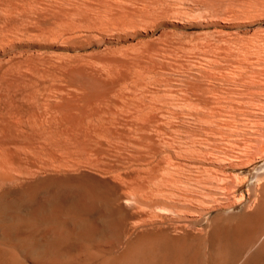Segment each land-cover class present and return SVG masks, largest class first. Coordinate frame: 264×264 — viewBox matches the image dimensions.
I'll use <instances>...</instances> for the list:
<instances>
[{
	"label": "rangeland",
	"instance_id": "374dc122",
	"mask_svg": "<svg viewBox=\"0 0 264 264\" xmlns=\"http://www.w3.org/2000/svg\"><path fill=\"white\" fill-rule=\"evenodd\" d=\"M3 1H4L5 7L3 6L2 3H0V9H1L0 10V20H1L0 21V32H1V34H0V136L1 137L0 138L2 140V141H0V149H1V152L3 151V153H5L6 155L8 154L7 157L9 158V160H8L9 166H7V167L9 169L11 168V171L13 173H15V172L16 173H18V172L30 173L32 171H35L36 170L35 168H37L40 165H45V164L47 165L48 161H49L48 163L50 164V161L53 159V161H51L52 163H55V162L62 163L63 162L64 165H67L70 167H73V165L75 163H79V164H82V165L89 167L90 170H93L94 172L95 171L101 172V173L107 172L111 175L118 176V177H116L117 182L118 181L121 182V183L118 182L120 184V186L123 185V186H121L120 191L122 192V188H123L124 193H127L129 196H132L133 199L137 198V202H135V201H133V199H131L130 204H132V201H133V204L136 203V205H133V204L131 206L129 205L130 206L129 207V213L128 214L126 213V215L122 216V218H124L122 221V225L124 222V226L126 224L127 228H131L132 226H135L137 232H139V229L141 231L142 227L145 228L142 224L148 223L149 221H151V222H156V223H158L159 226H163V227H171L172 229L178 228V229H180V231H186L184 229L193 231L196 234L195 240H199L200 237H202V235L207 232V230L211 229V224H212L213 218L217 217V221L221 224H226V225L230 224L231 225V223H232V225H235L234 221L236 219V216L240 215L241 213H243L244 211H246L247 209H249L251 207L252 202H251V198L249 196H250L251 188L253 187L254 183H256L255 174L259 170H261L264 166V159H261V160H258L256 162L250 164L248 167H244V168L233 167L227 163L228 161H227L226 155H225L226 149L228 151L231 148L233 149L232 146L236 145L237 143L238 144L241 143V141L245 137L250 135V133H251L250 130H253V128L256 126V123L258 124V123L264 121V116H263L264 115V108H263L264 106L262 105V104H264L263 103L264 102V95H263L264 94L263 93L264 92V83H263L264 82V77H263L264 76V63H263L264 57H262V56H264V54H263L264 53V31H263L264 30V3H263L264 0H263V2L261 0L260 1H258V0H254V1L244 0L246 2H244L243 0H241V1L240 0H221V1L220 0H209V1L208 0H206V1L205 0H175V1L174 0H162V1L161 0H106V1L100 0V2H98L99 0H94V1L93 0H90V1L89 0H84V1H82V0H79V1L78 0L77 1L76 0H73V1L72 0H69V1L68 0H52V1L51 0H45V2H44L45 4L43 2H41L42 0H35V1L34 0H0V2H3ZM104 1L106 3H104ZM203 1H204V3H203ZM214 2H216V3H214ZM248 2H250V4ZM255 2H256V5H254ZM260 2H261V5H260ZM110 3H112L113 5ZM238 3L240 4V6L238 5ZM243 3H245V4H243ZM51 4H53L55 7L53 5L50 6ZM158 4H159V6H158ZM34 5H36V6H34ZM114 5H115V8L113 9ZM155 5H157V6H155ZM14 6H15V8H13ZM81 6H83L82 10H80L82 8ZM8 7H9V10H8ZM46 7H47V11L46 12L42 11V10H46L45 9ZM51 7H52V9H51ZM62 7H64V8L66 7V8L64 9ZM72 7H74V8H72ZM84 7L88 8V11ZM96 7H98V8H96ZM154 7L155 8L157 7V8L155 9ZM164 7H166V8L164 9ZM172 7L177 8V9H173V10L169 11L168 9L169 8L172 9ZM48 8H49V10H48ZM90 8H91V10H90ZM227 8H229V9H227ZM237 8H238V10H237ZM93 9H94V12H93ZM145 9H146V11H145ZM179 9H180V11H178ZM28 10H29V12H28ZM55 10H56V12H55ZM60 10L62 11V13ZM152 10H155L156 12L155 11L151 12ZM10 11H11V13H10ZM89 11H90V13H89ZM105 11L108 13L106 14ZM114 11H116V12H114ZM148 11L152 14H149ZM172 11H173V13H172ZM177 11H178V14H177ZM232 11H234V12L232 13ZM40 12L41 13L44 12V13H42L43 15ZM66 12H67V14H66ZM74 12L76 14H74ZM174 12L176 13L175 15H174ZM217 12H219V13H217ZM259 12H261V14ZM14 13H16V14H14ZM71 13H73V14H71ZM111 13H113V15ZM154 13H155V15H158L156 17V19L153 20L155 22H153L151 20L150 21L151 24L149 23V21H146L147 22L146 23L144 21V18L146 16L154 15ZM253 13L255 14V16L257 14H260V15H257L255 17L253 15ZM53 14L55 15V18H54ZM140 14H142V15H140ZM226 14H227V16H226ZM16 15H18V16L16 17ZM37 15H40V16H37ZM77 15H78V18H77ZM143 15H145V16H143ZM163 15H166L168 17L163 16ZM231 15H233V16H231ZM30 16H31V18H29ZM50 16L52 18H50ZM136 16H137V18H136ZM235 16H237V17H235ZM244 16H245V18H244ZM67 17H68V19H67ZM120 17L122 20L120 19ZM140 17L142 20L139 19ZM230 17H232V18H230ZM70 18H72V19H70ZM79 18H80V20H79ZM103 18L104 19L106 18L109 20L105 19L103 21ZM130 18L134 19V21L132 20L133 22L129 21V23H128V20H130ZM63 19H64V21H63ZM125 19H126V21H125ZM99 20L102 22H100ZM69 21H71L72 23L71 22L69 23ZM107 21L110 23H108ZM135 21H137V24H135V25H137V27L135 25L134 26L132 25ZM63 22H66V23H63ZM111 22H113V23H111ZM144 22H145V24H144ZM27 23H28V25H27ZM53 23H55V24H53ZM82 23H84V24H82ZM2 24H4V25H2ZM56 24H58V25H56ZM67 24H68V26H67ZM78 24H80V26H78ZM38 25H40V26H38ZM62 25H63V27H62ZM147 25H149V26H147ZM74 26H76V27H74ZM107 26L109 28H106ZM44 27H45V29H44ZM96 27H97V29H96ZM133 27H135V28H133ZM65 28H66L67 32H66ZM86 28H87V30H86ZM88 28H91L92 30L88 29ZM94 28H95V30H94ZM98 28L99 29L102 28V30L101 29L98 30ZM104 28H106L107 30L106 29L104 30ZM128 28H130L131 30L129 29V31H128ZM3 29H5V30H3ZM47 30H49V31H47ZM70 30H71V32H70ZM122 30H124V31H122ZM5 33H7L8 35ZM38 34H40V35H38ZM50 34H51V36H48ZM78 34H79V37H78ZM59 35H61V36H59ZM47 36L49 37V39ZM66 36L71 37V39L66 37ZM3 38H4V40H3ZM261 39H263V40H261ZM201 41H203V42H201ZM4 42L7 44H5ZM255 42L257 45H255ZM150 43H151V45H150ZM206 43H208L209 45L208 44L206 45ZM133 44H134V46H133ZM147 45L149 46L148 47L149 49H147V47H144ZM140 46H142V47L140 48ZM180 46H181V48H180ZM249 46H251V48ZM243 47L245 49H243ZM122 48H124V49H122ZM132 48H133V50H132ZM137 48H138V50H137ZM192 48L195 51H193ZM208 48H209V50H208ZM196 49H199V50H196ZM206 49H207V52L205 51ZM252 49H254V50H252ZM256 49H257V51H256ZM139 50H141V51L139 52ZM165 50H166V52H165ZM239 50L240 51L242 50V51L240 52ZM130 51H131V53L132 52L133 53L131 54ZM136 51H138V52H136ZM162 51H164V52H162ZM116 52H117V56H114V54L116 55ZM187 52H190V53H187ZM195 52H196V54H195ZM121 53H124V54H121ZM140 53H141V55H140ZM199 53H201V54H199ZM207 53H209V54H207ZM253 53L255 55H257L258 57L255 56ZM111 54H112V56H111ZM159 54L161 56H159ZM171 54L172 55L174 54L173 57ZM216 54H218V55H216ZM238 54H241V55H238ZM243 54H245V55H243ZM250 54H252V55H250ZM121 55H123V56H121ZM166 55H168V56H166ZM176 55L178 56L177 58H176ZM249 55L252 56L253 58H251V57L249 58ZM130 56H132V57H130ZM153 56H155V57L153 58ZM136 57H138V58H136ZM165 57H167V58H165ZM236 57H237V59H236ZM240 57H243V59L241 58L242 61L239 59ZM207 58H209L210 60L211 59H213V60L210 61L209 59L207 60ZM214 58H215V60H214ZM65 59L66 60L70 59L71 62H70V60L66 61ZM123 59H125V60H123ZM162 59H164V60H162ZM199 59H200V62H199ZM92 60H94V61L92 62ZM130 60H131V62H130ZM239 60L241 61V63ZM171 61L172 62L175 61V62L172 64ZM62 62H63V64H62ZM65 62L67 63V65ZM107 62L112 64L114 70L111 69L112 66L110 64H108ZM153 62H154V64H153ZM218 62H220L221 64ZM252 62H254V63H252ZM98 63H100V66L96 65ZM101 63L104 65V67H103V65H101ZM115 63L120 64V65L118 66ZM177 63H178V65H177ZM212 63H214L215 65ZM54 64H56V65H54ZM90 64H92V65L90 66ZM155 64H156V66H155ZM188 65H189V67H188ZM242 65H244V67ZM65 66H67V68ZM235 66H237V67H235ZM102 67L104 69H102ZM223 67H225V69H223ZM73 68H74V70H73ZM123 68H125V69H123ZM151 68H153L154 70ZM186 68H189V69H186ZM198 69H199V71H198ZM256 69H257V71H256ZM84 70H85V72H84ZM89 70H90V72H89ZM106 70H107V72H106ZM217 70L219 72H221L222 70L223 71L220 74ZM212 71L216 72V73H213ZM254 71L257 73H254ZM260 71H261V73H259ZM100 72H102V73L100 74ZM119 72H121V73H119ZM250 72H251V74H250ZM106 73H107V75H106ZM116 73H118V74H116ZM82 74L84 75L83 79L81 78ZM113 74H115V75H113ZM183 74H185V75H183ZM219 74L222 77L219 76ZM249 74H250V76H249ZM70 75L73 77V78L72 77L71 78L74 79L75 81L69 77ZM111 75H113L114 78L113 77L110 78ZM208 75L209 76L211 75V76L209 77ZM228 75L231 78H229ZM231 75L234 77H232ZM261 75H262V77H261ZM59 76L61 78L63 77L66 81L63 78H62V80H59V79H61V78H59ZM64 76H66V77H64ZM107 76H109V77L107 78ZM237 76H240V77L237 78ZM242 76H244V77H242ZM91 77H93V78H91ZM189 77L191 78V80ZM212 77H215V78H212ZM220 77H221V80H219ZM89 78H90V80H89ZM196 78H197V80H196ZM255 78L259 79V80L261 79V80L260 81L257 80L255 83ZM227 79H228V81H227ZM244 80L247 82L250 81L249 82L250 84L245 82ZM197 81H198V83H197ZM90 82H92V85ZM206 82H207V84H206ZM80 83H81V85H80ZM97 83H99V84H97ZM257 83H258V85H257ZM63 84H65V85H63ZM189 84H191V85H189ZM214 84H215V86H214ZM259 84H262L263 86L262 85L259 86ZM33 86H35V87H33ZM76 86H77V88H76ZM92 86H93V88H92ZM95 86H98L97 89ZM146 86H149V87H146ZM144 87H146L148 89L145 88V90H144ZM196 87H198V89ZM70 88H72V89H70ZM223 88H226V90ZM80 91H81V93H82V91H83V93L86 92L85 95L81 94ZM145 93H146V95H145ZM58 94H59V96H58ZM79 94L81 97L79 96ZM184 94H185V96H184ZM220 94H222L224 98ZM258 94H260V95H258ZM76 95L79 97L77 98ZM181 95H182V97H180ZM50 96H51V99H50ZM72 96H73V98H72ZM74 96H75V98H74ZM211 97H213L214 99ZM259 97L261 100L259 99ZM67 98H69V99H67ZM217 98H219V99H217ZM78 99H79V101H78ZM55 100L58 102V104ZM188 100L189 101L191 100V101L189 102ZM221 100H222V102H221ZM48 101H49V103H47ZM73 101L75 102L76 106L73 104L74 103ZM83 101H85V102H83ZM251 101L254 102L253 103L254 105L252 104ZM91 102L93 104H91ZM145 102H146V104H145ZM150 102H151V104H150ZM173 102H174V104H173ZM177 102H178V104H176ZM194 102L197 104H195ZM219 102H221V103H219ZM44 103H46L47 105ZM50 103H52V104L49 105ZM60 103H61V105H62V103H64V106L63 105L61 106ZM76 103H78L79 105ZM142 103H144V104H142ZM180 103H182L183 105ZM193 103H194V105H193ZM232 103H234V104H232ZM89 105L90 106L93 105V107H90ZM137 105H138V107H137ZM190 105L193 107H191ZM195 105H197V106L199 105L200 107L202 106L201 107L202 110H200L201 109L200 107H197ZM246 105H247V107H246ZM49 106H50V108H49ZM203 106H204V108H203ZM210 106H214V107L211 108ZM256 106H258V107H256ZM190 107H191V109H190ZM88 108H91V109L88 110ZM194 108L196 110H197V108L198 109L200 108V109L198 111H194ZM206 108H207V110H206ZM215 108L217 110L216 112H218V113L215 112ZM246 108H247V110H245ZM57 109L58 110H62V109L72 110V111L74 110L73 112L76 113V117H77V119L75 121L76 123H74V125H75L74 127L75 128L80 127V128H77V131L74 133L76 135H74L72 131L68 132L67 129L64 131H61L59 134L50 133L49 131L47 132V130L45 131L44 128L42 126H40V122L42 121V119H43V121L46 120L47 115L51 116L54 113V111H56ZM47 110H48V112H47ZM93 110L96 113H94ZM120 110L121 111L123 110L122 111L123 113L120 112ZM135 110H137V112H135ZM231 110L233 111V113ZM129 111L130 112L133 111V112H131V114L129 115V113H130ZM192 111H194V113H191ZM209 111H210V113H208ZM213 111H214V113H213ZM104 112H106V113L104 114ZM149 112H150V114H149ZM196 112H198V113H196ZM203 112H204V114H203ZM227 112H228V114H227ZM86 113H87V115H86ZM120 113H122L124 115H121ZM146 113H148V116ZM99 114H100V116H99ZM106 114H107V116L108 115L109 116L106 117ZM140 114H143V115H140ZM191 114H192V117H191ZM198 115H201V116H198ZM98 116H99V118H98ZM136 116L139 118H137ZM28 117H29V119H28ZM143 117L144 118L146 117V118L144 119ZM47 118H49V117H47ZM39 119H40V121H39ZM229 119H230V122H229ZM18 120H19V122H18ZM30 120L32 121V123ZM111 120H112V123H111ZM118 120H119V122H118ZM36 121H38V122H36ZM104 121L107 122L108 124L105 123ZM207 121L208 122L210 121L209 124ZM10 122H13V123L11 124ZM34 122H35V124H34ZM88 122H90V123H88ZM121 122H123V123H121ZM215 122H216V124H215ZM231 122H233L234 124ZM247 122H248V124H247L248 126L246 125ZM24 123H26V124H24ZM38 123H39V125H38ZM101 123H103V124H101ZM210 123H212V124H210ZM217 123L220 124L221 126L218 125ZM241 123L243 124L242 126H241ZM18 124H20V125H18ZM76 124L78 126H76ZM85 124H87V126L89 125L91 128L89 130H86L87 126ZM249 124L251 126H249ZM30 125H32V126H30ZM115 125L120 127V129L118 127H116ZM201 125H202V127H201ZM244 125H246V126H244ZM102 126H104L106 128H104ZM142 126H144V127L142 128ZM197 126H199V127H197ZM219 126H220V128H219ZM210 127H212V128H210ZM214 127H216L217 131L215 130ZM112 128H113V130H112ZM124 128H126V129H124ZM131 128H134V130ZM150 128L153 131V133L151 132ZM221 128L223 131L221 130ZM229 128H230L231 132H229ZM24 129L27 131H25ZM144 129L145 130L148 129L146 131L148 134L146 132H144L145 131ZM211 129L214 131H212ZM219 129H220V131H218ZM234 129L236 132L234 131ZM98 131H101V132H98ZM200 131L203 133L201 134ZM245 131H247L248 133ZM93 132H95V133H93ZM238 132H239V134H237ZM23 133L25 135H23ZM27 133H28V136H27ZM90 134L93 136H91ZM109 134L112 136H110ZM101 135H103L104 137L103 136L101 137ZM175 136H177V137H175ZM206 136H208L209 138L208 137L206 138ZM214 136H217V138ZM98 137L100 140L98 139ZM106 137L107 138L109 137V138L107 139ZM165 137H166V139H165ZM198 137H199V139H198ZM117 138H119V140ZM202 138L204 139V141H202L203 140ZM232 138H234V139H232ZM174 139H175V141H174ZM44 140H46V141H44ZM224 140L226 143H224ZM170 141L172 143H170ZM117 142H120V143H117ZM210 142H213V144ZM100 143H102V145ZM164 143H166V146H164L165 145ZM40 144L42 145V147ZM118 144L119 145L121 144V145L119 146ZM149 144H151V145H149ZM170 144H171V146H170ZM178 144H181V145L179 146ZM220 144L222 145L223 148L220 147ZM223 144H225V145L223 146ZM216 145H217V147H216ZM31 146L33 147V151L31 149ZM175 146H176V148H175ZM9 147H11V149ZM228 147H229V149H228ZM175 149H177V150L175 151ZM188 149H190L189 151H191V152H189ZM234 149H235V147H234ZM120 151H123V152H120ZM153 151H154V153H153ZM156 152H159V153L157 154ZM208 152H210V154ZM221 152H223V153H221ZM21 153H23V154H21ZM178 153L180 155H178ZM212 153H214L216 156ZM10 154H11V156H10ZM165 154H167V155H165ZM182 154H183V156H182ZM170 155L172 158L170 157ZM169 157H170V159H169ZM159 159L160 160L163 159L164 161L166 160L167 163H168V160H170L172 162L171 163L172 168H171V170L169 169L170 174H169V176L167 175L169 173V171H168L166 174L168 177L167 176L166 177L170 178V176L173 177L174 175H175L174 178L180 177V179H182V180L180 181V184L177 183V186L181 185V187H179L178 189L186 195L189 194L187 196L185 195L187 198L185 196H184L185 198L181 197L180 203L177 202V206L175 204L176 203L175 201H174V203L172 202L173 204H175V207H170L169 209H171V210L166 209L164 207H163V209H161V208H162V205H165L164 203L168 204V201H169V204H172L171 201L173 200V198L170 197L171 199L168 200L169 195L167 192H166L167 194L164 193V191H162V192L160 191L159 193H156L158 188L156 187L157 186L155 184L156 182L155 183L153 182V181H155L156 176L153 177L152 175H157V174L161 173L154 166V165L158 164L157 162L160 161ZM225 159H226V161H225ZM221 160H223V162ZM146 161H148V162L146 163ZM163 163H165V162H163ZM1 166H0V168L3 169V166L2 167ZM15 166H17V167H15ZM150 166H152L153 168ZM180 167H182V168H180ZM154 169L158 172H156ZM126 170H127V172H126ZM141 171H143V172H141ZM199 171H201V172H199ZM208 172L210 174H208ZM213 172H215V173H213ZM185 174L187 175V178H185L186 177ZM120 175H122V176H120ZM146 176H147V178H146ZM191 177L194 179L192 180ZM135 178L136 179L138 178V179L135 180ZM152 178H153V181H152ZM183 178H184V182H183ZM202 178H204L205 180ZM206 178H208L210 180H208ZM124 181H126V182H124ZM125 183L126 184L128 183L127 186H125ZM132 183H134V184H132ZM172 184L173 183H171V185ZM189 184H190V187H189ZM139 186H142V187L139 188ZM127 187L128 188L130 187V188L127 189ZM148 187H150V189ZM153 187L156 190L153 191V189H152ZM188 188H189V190H188ZM141 189H142V191H141ZM146 189L153 191V193L148 190V196H147L146 195L147 194ZM141 193L143 195H141ZM162 194H163V196H165V195H167V196L163 197ZM140 195H141V197H140ZM154 195H155V197H153ZM156 195H158V196H156ZM142 196H144V197H142ZM162 197L166 198V199H162ZM150 199H152V200H150ZM158 200L159 201L165 200V202L163 201L164 202L163 203L161 201L158 203ZM203 202H204V204H203ZM178 205H179V207H178ZM204 205H206V206H204ZM199 206H203V207H199ZM140 209H143V210H140ZM154 209H156V210H154ZM201 211H203V212H201ZM205 211H207V212H205ZM126 220H127V222H126ZM144 220H146V221H144ZM143 221H144V223H143ZM233 222H234V224H233ZM130 225H131V227H130ZM121 227H123V226H121ZM132 228H134V227H132ZM123 229H121L122 234L124 232V234H126V235L123 234V236H122L120 233H118L119 237L122 236L121 239H116L117 237L114 238L115 236H118V235L111 236L112 238L111 237L110 238L108 237V239L106 238L107 242H105L106 239L104 242H102V244L106 243V245L103 244L104 249L101 246V244H99L100 246H97V247H100L99 251H96V250H98L97 247L95 250L96 252L94 251V249L91 252H90V250H92V249H89V251L88 250L85 251V248L83 245H81L80 243L79 244L75 243V246L74 245L73 246L74 247L77 246L76 248H74V247H72V245H70V247H72L73 250H70L72 248H70L69 250L63 249L61 252L65 253V252L69 251L70 254H74V255L77 253H78L77 255H83L85 253V255H96V256H100L102 254L103 255L114 254L116 251H119L120 249H122V247L124 245V241L126 240V238H128V234L125 233V231H126L125 227H123ZM23 233H25V232H23ZM197 238H199V239H197ZM108 240H110V241H108ZM64 246L65 245H62V247H64ZM106 247H107V250H105ZM110 247H112L111 250H109ZM212 259H210V257H209L208 261L212 260Z\"/></svg>",
	"mask_w": 264,
	"mask_h": 264
},
{
	"label": "bare ground",
	"instance_id": "6f19581e",
	"mask_svg": "<svg viewBox=\"0 0 264 264\" xmlns=\"http://www.w3.org/2000/svg\"><path fill=\"white\" fill-rule=\"evenodd\" d=\"M35 1V0H34ZM52 1V0H51ZM69 1V0H68ZM73 1V0H72ZM77 1V0H76ZM79 1V0H78ZM84 1V0H82ZM90 1V0H89ZM88 1V2H89ZM94 1V0H93ZM106 1V0H105ZM104 1V3H106ZM162 1V0H161ZM175 1V0H174ZM206 1V0H205ZM209 1V0H208ZM221 1V0H220ZM241 1V0H240ZM244 1V0H243ZM254 1V0H252ZM260 1V0H258ZM263 2V0H261ZM11 2V1H10ZM17 2V1H16ZM38 2V1H37ZM41 2H45V0L41 1ZM58 2V1H57ZM63 2V1H62ZM86 2V1H85ZM87 2V3H88ZM100 2V0L98 1ZM120 2V1H119ZM148 2V1H147ZM152 2V1H151ZM165 2V1H164ZM168 2V1H167ZM246 2V1H244ZM3 4L4 6V1L0 2ZM50 3V2H49ZM52 3V2H51ZM61 3V2H60ZM79 3V2H78ZM77 3V4H78ZM94 3V2H93ZM108 3V2H107ZM204 3V1H203ZM216 3V2H214ZM227 3V2H226ZM250 4V2H248ZM258 3V2H257ZM264 3V2H263ZM45 4V3H44ZM48 4V3H47ZM62 4V3H61ZM70 4V3H69ZM75 4V3H74ZM91 4V3H90ZM95 4V3H94ZM112 4V3H110ZM109 4V5H110ZM118 4V3H117ZM125 4V3H124ZM129 4V3H128ZM156 4V3H155ZM168 4V3H167ZM166 4V5H167ZM171 4V3H170ZM174 4V3H173ZM228 4V3H227ZM245 4V3H243ZM242 4V5H243ZM252 4V3H251ZM18 5V4H17ZM33 5V4H32ZM37 5V4H36ZM34 5V6H36ZM53 4H51L50 6H52ZM64 5V4H63ZM113 5V4H112ZM111 5V6H112ZM163 5V4H162ZM205 5V4H204ZM222 5V4H221ZM233 5V4H232ZM238 5L240 6V4L238 3ZM248 5V4H247ZM256 5V2L255 4ZM253 5V6H254ZM261 5V2H260ZM29 6V5H28ZM54 6V5H53ZM60 6V5H59ZM66 6V5H65ZM85 6V5H84ZM157 6V5H155ZM159 6V4H158ZM180 6V5H179ZM207 6V5H206ZM230 6V5H229ZM235 6V5H234ZM244 6V5H243ZM250 6V5H249ZM259 6V5H258ZM257 6V7H258ZM263 6V5H262ZM2 7V6H1ZM5 7V6H4ZM41 7V6H40ZM44 7V6H43ZM55 7V6H54ZM82 8L80 10L83 9V6H81ZM138 7V6H137ZM177 7V6H176ZM218 7V6H217ZM247 7V6H246ZM15 8V6L13 7ZM28 8V7H27ZM37 8V7H36ZM39 8V7H38ZM64 8V7H62ZM66 8V7H65ZM64 8V9H65ZM74 8V7H72ZM77 8V7H76ZM85 8V7H84ZM94 8V7H93ZM98 8V7H96ZM112 8V7H111ZM115 8V5L113 7V9ZM134 8V7H133ZM136 8V7H135ZM142 8V7H141ZM149 8V7H148ZM155 8V7H154ZM153 8V9H154ZM157 8V7H156ZM155 8V9H156ZM166 7H164L165 9ZM182 8V7H181ZM191 8V7H190ZM233 8V7H232ZM242 8V7H241ZM6 9V8H5ZM29 9V8H28ZM46 10H42V11H47V7L45 8ZM52 9V7H51ZM79 9V8H78ZM88 11V8H85ZM101 9V8H100ZM138 9V8H137ZM144 9V8H143ZM150 9V8H149ZM173 9H177L172 7L169 8L168 10H173ZM222 9V8H221ZM229 9V8H227ZM251 9V8H250ZM1 10V9H0ZM4 10V9H3ZM9 10V7H8ZM24 10V9H23ZM38 10V9H37ZM41 10V9H40ZM49 10V8H48ZM91 10V8H90ZM106 10V9H105ZM109 10V9H108ZM132 10V9H131ZM209 10V9H208ZM218 10V9H217ZM238 10V8H237ZM245 10V9H244ZM259 10V9H258ZM61 11V10H60ZM76 11V10H75ZM112 11V10H111ZM124 11V10H123ZM146 11V9H145ZM155 10H152L151 12H154ZM159 11V10H158ZM180 11V9L178 10ZM177 11V14H178ZM236 11V10H235ZM241 11V10H240ZM8 12V11H7ZM14 12V11H13ZM20 12V11H19ZM18 12V13H19ZM25 12V11H24ZM29 12V10H28ZM33 12V11H32ZM56 12V10H55ZM54 12V13H55ZM94 12V9H93ZM106 12V11H105ZM116 12V11H114ZM144 12V11H143ZM149 12V11H148ZM156 12V11H155ZM162 12V11H161ZM185 12V11H184ZM220 12V11H219ZM217 12V13H219ZM234 11H232L233 13ZM11 13V11H10ZM17 13V12H16ZM14 13V14H16ZM39 13V12H38ZM41 13V12H40ZM44 13V12H42ZM41 13V14H42ZM60 13V12H59ZM62 13V11H61ZM82 13V12H81ZM90 13V11H89ZM97 13V12H96ZM99 13V12H98ZM104 13V12H103ZM108 12H106L107 14ZM118 13V12H117ZM173 13V11H172ZM214 13V12H213ZM231 13V14H232ZM244 13V12H243ZM261 14V12H259ZM6 14V13H5ZM13 14V13H12ZM20 14V13H19ZM40 14V15H41ZM50 14V13H49ZM67 14V12H66ZM73 14V13H71ZM74 14H76L74 12ZM85 14V13H84ZM102 14V13H101ZM113 15V13H111ZM116 14V13H115ZM149 14H152L149 12ZM157 14V13H156ZM166 14V13H165ZM176 13L174 12V15ZM239 14V13H238ZM242 14V13H241ZM257 14V13H256ZM257 14V15H260ZM2 15V14H1ZM4 15V14H3ZM22 15V14H21ZM37 15V16H40ZM43 15V14H42ZM54 15V14H53ZM100 15V14H99ZM128 15V14H127ZM133 15V14H132ZM137 15V14H136ZM142 15V14H140ZM146 15V14H145ZM143 15V16H145ZM247 15V14H246ZM252 15V14H251ZM253 15L255 16V14L253 13ZM256 15V16H257ZM14 16V15H13ZM18 15H16L17 17ZM107 16V15H106ZM105 16V17H106ZM122 16V15H121ZM129 16V15H128ZM139 16V15H138ZM158 15H150V16H146L144 18V21H150L156 19ZM166 16V15H163ZM227 16V14H226ZM233 16V15H231ZM239 16V15H238ZM248 16V15H247ZM255 16V17H256ZM2 17V16H1ZM12 17V16H11ZM46 17V16H45ZM75 17V16H74ZM80 17V16H79ZM101 17V16H100ZM111 17V16H110ZM142 17V16H141ZM141 17L139 19H141ZM161 17V16H160ZM168 17V16H166ZM225 17V16H224ZM237 17V16H235ZM240 17V16H239ZM251 17V16H250ZM259 17V16H258ZM261 17V16H260ZM20 18V17H19ZM31 18V16L29 17ZM36 18V17H35ZM50 18H52L50 16ZM55 18V15H54ZM65 18V17H64ZM76 18V17H75ZM78 18V15H77ZM85 18V17H84ZM96 18V17H95ZM108 18V17H107ZM134 18V17H133ZM137 18V16H136ZM232 18V17H230ZM245 18V16H244ZM47 19V18H46ZM68 19V17H67ZM72 19V18H70ZM83 19V18H82ZM93 19V18H92ZM91 19V20H92ZM106 19V18H105ZM103 18V21L105 20ZM115 19V18H114ZM121 19V17H120ZM158 19V18H157ZM239 19V18H238ZM237 19V20H238ZM8 20V19H7ZM80 20V18H79ZM84 20V19H83ZM88 20V19H87ZM95 20V19H94ZM98 20V19H97ZM101 20V19H100ZM99 20V21H100ZM109 20V19H106ZM111 20V19H110ZM122 20V19H121ZM134 19L128 20L133 22ZM142 20V19H141ZM160 20V19H159ZM242 20V19H241ZM1 21V20H0ZM29 21V20H28ZM37 21V20H36ZM53 21V20H52ZM64 21V19H63ZM93 21V20H92ZM126 21V19H125ZM158 21V20H157ZM38 22V21H37ZM54 22V21H53ZM71 21H69L70 23ZM95 22V21H94ZM102 22V21H100ZM108 22V21H107ZM144 22V24H145ZM155 22V21H153ZM152 22V23H153ZM7 23V22H6ZM31 23V22H30ZM35 23V22H34ZM66 23V22H63ZM72 23V22H71ZM76 23V22H75ZM81 23V22H80ZM110 23V22H108ZM113 23V22H111ZM115 23V22H114ZM125 23V22H124ZM147 23V22H146ZM41 24V23H40ZM55 24V23H53ZM62 24V23H61ZM84 24V23H82ZM81 24V25H82ZM105 24V23H104ZM135 24H137V21H135L132 25L134 26ZM151 24V23H150ZM4 25V24H2ZM15 25V24H14ZM28 25V23H27ZM58 25V24H56ZM66 25V24H65ZM75 25V24H74ZM99 25V24H98ZM101 25V24H100ZM114 25V24H113ZM125 25V24H124ZM123 25V26H124ZM24 26V25H23ZM26 26V25H25ZM37 26V25H36ZM40 26V25H38ZM68 26V24H67ZM78 26H80V24H78ZM104 26V25H103ZM106 26V25H105ZM128 26V25H127ZM137 27V25H135ZM149 26V25H147ZM146 26V27H147ZM14 27V26H13ZM19 27V26H18ZM34 27V26H33ZM63 27V25H62ZM76 27V26H74ZM92 27V26H91ZM98 27V26H97ZM96 27V29H97ZM118 27V26H117ZM126 27V26H125ZM3 28V27H2ZM40 28V27H39ZM60 28V27H59ZM80 28V27H79ZM106 28H109L108 26ZM104 28V30L106 29ZM113 28V27H112ZM122 28V27H121ZM131 28V27H130ZM128 28V31L129 29ZM135 28V27H133ZM12 29V28H11ZM14 29V28H13ZM29 29V28H28ZM45 29V27H44ZM58 29V28H57ZM91 29V28H88ZM102 30V28H100ZM98 28V30H100ZM125 29V28H124ZM139 29V28H138ZM5 30V29H3ZM33 30V29H32ZM51 30V29H50ZM56 30V29H55ZM63 30V29H62ZM66 30V28H65ZM76 30V29H75ZM87 30V28H86ZM92 30V29H91ZM95 30V28H94ZM107 30V29H106ZM110 30V29H109ZM112 30V29H111ZM131 30V29H130ZM134 30V29H133ZM132 30V31H133ZM8 31V30H7ZM14 31V30H13ZM12 31V32H13ZM43 31V30H42ZM45 31V30H44ZM49 31V30H47ZM115 31V30H114ZM117 31V30H116ZM124 31V30H122ZM121 31V32H122ZM127 31V30H126ZM264 31V30H263ZM46 32V31H45ZM67 32V30H66ZM71 32V30H70ZM91 32V31H90ZM106 32V31H105ZM111 32V31H110ZM135 32V31H134ZM4 33V32H3ZM8 33V32H7ZM5 33V34H7ZM11 33V32H10ZM37 33V32H36ZM44 33V32H43ZM55 33V32H54ZM64 33V32H63ZM124 33V32H123ZM1 34V32H0ZM9 34V33H8ZM7 34V35H8ZM20 34V33H19ZM128 34V33H127ZM25 35V34H24ZM40 35V34H38ZM62 35V34H61ZM59 35V36H61ZM43 36V35H42ZM48 36H51L48 35ZM47 36V37H48ZM73 36V35H72ZM76 36V35H75ZM121 36V35H120ZM44 37V36H43ZM57 37V36H56ZM63 37V36H62ZM68 38L71 39V37L66 36ZM74 37V36H73ZM79 37V34H78ZM166 37V36H165ZM263 37V36H262ZM261 37V38H262ZM23 38V37H22ZM65 38V37H64ZM14 39V38H13ZM21 39V38H20ZM19 39V40H20ZM29 39V38H28ZM49 39V37H48ZM56 39V38H55ZM73 39V38H72ZM2 40V39H1ZM4 40V38H3ZM47 40V39H46ZM258 40V39H257ZM263 40V39H261ZM9 41V40H8ZM21 41V40H20ZM168 41V40H167ZM3 42V41H2ZM11 42V41H10ZM151 42V41H150ZM158 42V41H157ZM203 42V41H201ZM5 43V42H4ZM162 43V42H161ZM165 43V42H164ZM250 43V42H249ZM7 44V43H5ZM183 44V43H182ZM208 43H206L207 45ZM252 44V43H251ZM151 45V43H150ZM168 45V44H167ZM198 45V44H197ZM209 45V44H208ZM255 45L256 42H255ZM134 46V44H133ZM185 46V45H184ZM187 46V45H186ZM260 46V45H259ZM139 47V46H138ZM142 46H140L141 48ZM147 47V49H149L148 45L144 46ZM158 47V46H157ZM201 47V46H200ZM246 47V46H245ZM251 48V46H249ZM256 47V46H255ZM262 47V46H261ZM130 48V47H129ZM178 48V47H177ZM181 48V46H180ZM194 48V47H193ZM192 48L193 51H195ZM198 48V47H197ZM260 48V47H259ZM124 49V48H122ZM171 49V48H170ZM169 49V50H170ZM191 49V48H190ZM201 49V48H200ZM243 49H245L243 47ZM117 50V49H116ZM133 50V48H132ZM135 50V49H134ZM138 50V48H137ZM142 50V49H141ZM139 50V52L141 51ZM175 50V49H174ZM173 50V51H174ZM199 50V49H196ZM209 50V48H208ZM254 50V49H252ZM259 50V49H258ZM115 51V50H114ZM119 51V50H118ZM117 51V52H118ZM121 51V50H120ZM129 51V50H128ZM207 52V49L205 50ZM240 51V50H239ZM242 51V50H241ZM240 51V52H241ZM245 51V50H244ZM257 51V49H256ZM117 52L116 55L114 54V56H117ZM122 52V51H121ZM138 52V51H136ZM159 52V51H158ZM164 52V51H162ZM166 52V50H165ZM176 52V51H175ZM178 52V51H177ZM185 52V51H184ZM191 52V51H190ZM187 52V53H190ZM246 52V51H245ZM112 53V52H111ZM127 53V52H126ZM131 53V51H130ZM133 53V52H132ZM131 53V54H132ZM135 53V52H134ZM172 53V52H171ZM194 53V52H193ZM202 53V52H201ZM199 53V54H201ZM214 53V52H213ZM107 54V53H106ZM113 54V53H112ZM111 54V56H112ZM124 54V53H121ZM146 54V53H145ZM157 54V53H156ZM155 54V55H156ZM161 54V53H160ZM159 54V56H161ZM176 54V53H175ZM196 54V52H195ZM206 54V53H205ZM209 54V53H207ZM254 54V53H253ZM264 54V53H263ZM141 55V53H140ZM152 55V54H151ZM154 55V54H153ZM158 55V54H157ZM172 55V54H171ZM174 55V54H173ZM172 55V57H173ZM183 55V54H182ZM213 55V54H212ZM218 55V54H216ZM241 55V54H238ZM245 55V54H243ZM252 55V54H250ZM249 55V58H253L252 56ZM255 55V54H254ZM89 56V55H88ZM120 56V55H119ZM123 56V55H121ZM125 56V55H124ZM136 56V55H135ZM158 56V57H159ZM168 56V55H166ZM187 56V55H186ZM192 56V55H191ZM190 56V57H191ZM257 56V55H255ZM92 57V56H91ZM132 57V56H130ZM147 57V56H146ZM155 56H153L154 58ZM178 56L176 55V58ZM185 57V56H184ZM189 57V56H188ZM239 57V56H238ZM244 57V56H243ZM243 57H240L239 59L241 60V58L243 59ZM258 57V56H257ZM264 57V56H262ZM110 58V57H109ZM116 58V57H115ZM122 58V57H121ZM138 58V57H136ZM142 58V57H141ZM152 58V57H151ZM164 58V57H163ZM167 58V57H165ZM193 58V57H192ZM248 58V59H249ZM85 59V58H84ZM83 59V60H84ZM131 59V58H130ZM135 59V58H134ZM186 59V58H185ZM201 59V58H200ZM199 59V62H200ZM205 59V58H204ZM209 58H207L208 60ZM230 59V58H229ZM232 59V58H231ZM237 59V57H236ZM66 60V59H65ZM70 60V59H69ZM66 60V61H69ZM77 60V59H76ZM75 60V61H76ZM89 60V59H88ZM125 60V59H123ZM139 60V59H138ZM142 60V59H141ZM147 60V59H146ZM153 60V59H152ZM159 60V59H158ZM164 60V59H162ZM192 60V59H191ZM206 60V59H205ZM210 60V59H209ZM213 60V59H211ZM210 60V61H211ZM215 60V58H214ZM239 60V61H240ZM257 60V59H256ZM62 61V60H61ZM64 61V60H63ZM73 61V60H72ZM94 60H92L93 62ZM154 61V60H153ZM167 61V60H166ZM169 61V60H168ZM209 61V62H210ZM237 61V60H236ZM242 61V60H241ZM240 61V63H241ZM252 61V60H251ZM250 61V62H251ZM71 62V60H70ZM74 62V61H73ZM89 62V61H88ZM91 62V63H92ZM131 62V60H130ZM142 62V61H141ZM151 62V61H150ZM158 62V61H157ZM172 62V61H171ZM175 62V61H174ZM172 62V64L174 63ZM213 62V61H212ZM215 62V61H214ZM217 62V61H216ZM249 62V63H250ZM261 62V61H260ZM30 63V62H29ZM50 63V62H49ZM57 63V62H56ZM66 63V62H65ZM87 63V62H86ZM108 63V62H107ZM164 63V62H163ZM183 63V62H182ZM206 63V62H205ZM220 63V62H218ZM232 63V62H231ZM230 63V64H231ZM239 63V64H240ZM254 63V62H252ZM258 63V62H257ZM264 63V62H263ZM60 64V63H59ZM63 64V62H62ZM71 64V63H70ZM110 64V63H108ZM116 64V63H115ZM123 64V63H122ZM154 64V62H153ZM180 64V63H179ZM208 64V63H207ZM214 64V63H212ZM221 64V63H220ZM22 65V64H21ZM56 65V64H54ZM58 65V64H57ZM61 65V64H60ZM67 65V63H66ZM92 64H90L91 66ZM95 65V64H94ZM100 66V63L96 64ZM101 65H103L101 63ZM112 66V64H110ZM116 65H120V64H116ZM178 65V63H177ZM196 65V64H195ZM215 65V64H214ZM225 65V64H224ZM237 65V64H236ZM259 65V64H258ZM53 66V65H52ZM115 66V65H114ZM129 66V65H128ZM132 66V65H131ZM156 66V64H155ZM165 66V65H164ZM168 66V65H167ZM183 66V65H182ZM186 66V65H185ZM197 66V65H196ZM222 66V65H221ZM230 66V65H229ZM244 67V65H242ZM16 67V66H15ZM22 67V66H21ZM20 67V68H21ZM67 68V66H65ZM104 67V65H103ZM102 67V69H104ZM149 67V66H148ZM152 67V66H151ZM189 67V65H188ZM194 67V66H193ZM203 67V66H202ZM237 67V66H235ZM78 68V67H77ZM95 68V67H94ZM109 68V67H108ZM119 68V67H118ZM126 68V67H125ZM123 68V69H125ZM156 68V67H155ZM178 68V67H177ZM176 68V69H177ZM180 68V67H179ZM191 68V67H190ZM195 68V67H194ZM197 68V67H196ZM204 68V67H203ZM231 68V67H230ZM251 68V67H250ZM255 68V67H254ZM261 68V67H260ZM19 69V68H18ZM29 69V68H28ZM27 69V70H28ZM31 69V68H30ZM97 69V68H96ZM113 69V66L112 68ZM120 69V68H119ZM118 69V70H119ZM122 69V70H123ZM153 69V68H151ZM181 69V68H180ZM179 69V70H180ZM189 69V68H186ZM223 69H225V67H223ZM243 69V68H242ZM259 69V68H258ZM25 70V69H24ZM74 70V68H73ZM87 70V69H86ZM100 70V69H99ZM110 70V69H109ZM114 70V69H113ZM112 70V71H113ZM117 70V71H118ZM154 70V69H153ZM157 70V69H156ZM204 70V69H203ZM249 70V69H248ZM247 70V71H248ZM252 70V69H251ZM250 70V71H251ZM23 71V70H22ZM38 71V70H37ZM67 71V70H66ZM97 71V70H96ZM121 71V70H120ZM131 71V70H130ZM187 71V70H186ZM192 71V70H191ZM199 71V69H198ZM201 71V70H200ZM218 71V70H217ZM223 71V70H222ZM221 71V72H222ZM225 71V70H224ZM257 71V69H256ZM263 71V70H262ZM20 72V71H19ZM31 72V71H30ZM33 72V71H32ZM52 72V71H51ZM56 72V71H55ZM85 72V70H84ZM87 72V71H86ZM90 72V70H89ZM88 72V73H89ZM107 72V70H106ZM110 72V71H109ZM182 72V71H181ZM202 72V71H201ZM213 72V71H212ZM219 72V71H218ZM221 72H219L221 74ZM241 72V71H240ZM253 72V71H252ZM43 73V72H42ZM63 73V72H62ZM66 73V72H65ZM94 73V72H93ZM92 73V74H93ZM102 72H100L101 74ZM121 73V72H119ZM154 73V72H153ZM216 73V72H213ZM230 73V72H229ZM237 73V72H236ZM254 73H257L254 71ZM261 73V71L259 72ZM45 74V73H44ZM49 74V73H48ZM64 74V73H63ZM72 74V73H71ZM90 74V73H89ZM118 74V73H116ZM162 74V73H161ZM181 74V73H180ZM188 74V73H187ZM219 74V76H221ZM251 74V72H250ZM249 74V76H250ZM32 75V74H31ZM47 75V74H46ZM77 75V74H76ZM103 75V74H102ZM107 75V73H106ZM115 75V74H113ZM113 75L110 76L113 77ZM185 75V74H183ZM202 75V74H201ZM212 75V74H211ZM210 75V76H211ZM236 75V74H235ZM253 75V74H252ZM255 75V74H254ZM260 75V74H259ZM37 76V75H36ZM83 76V77H82ZM81 78H84V75L82 74ZM93 76V75H92ZM100 76V75H99ZM198 76V75H197ZM205 76V75H204ZM207 76V75H206ZM209 76V75H208ZM209 76V77H210ZM225 76V75H224ZM229 76V75H228ZM232 76V75H231ZM258 76V75H257ZM19 77V76H18ZM43 77V76H42ZM66 77V76H64ZM70 78L72 77L71 75L69 76ZM75 77V76H74ZM94 77V76H93ZM91 77V78H93ZM104 77V76H103ZM109 76H107L108 78ZM154 77V76H153ZM162 77V76H161ZM193 77V76H192ZM222 77V76H221ZM221 77L219 80H221ZM234 77V76H232ZM240 76H237V78ZM244 77V76H242ZM248 77V76H247ZM262 77V75H261ZM264 77V76H263ZM59 78H61L59 76ZM63 78V77H62ZM59 79V80H62ZM73 78V77H72ZM71 78V79H72ZM106 78V79H107ZM114 78V77H113ZM190 78V77H189ZM215 78V77H212ZM229 78H231L229 76ZM260 78V77H259ZM42 79V78H41ZM44 79V78H43ZM58 79V78H57ZM64 79V78H63ZM99 79V78H98ZM103 79V78H102ZM159 79V78H158ZM171 79V78H170ZM186 79V78H185ZM193 79V78H192ZM202 79V78H201ZM247 79V78H246ZM250 79V78H249ZM263 79V78H262ZM65 80V79H64ZM74 80V79H72ZM90 80V78H89ZM97 80V79H96ZM156 80V79H155ZM191 80V78H190ZM189 80V81H190ZM197 80V78H196ZM234 80V79H233ZM240 80V79H239ZM259 79L255 78V83L256 81ZM261 80V79H260ZM259 80V81H260ZM66 81V80H65ZM75 81V80H74ZM92 81V80H91ZM102 81V80H101ZM107 81V80H106ZM168 81V80H167ZM228 81V79H227ZM231 81V80H230ZM245 81V80H244ZM86 82V81H85ZM187 82V81H186ZM217 82V81H216ZM247 82V81H245ZM250 81H248L247 83H249ZM15 83V82H14ZM33 83V82H32ZM92 85V82H90ZM153 83V82H152ZM185 83V82H184ZM195 83V82H194ZM198 83V81H197ZM204 83V82H203ZM252 83V82H251ZM254 83V84H255ZM264 83V82H263ZM99 84V83H97ZM170 84V83H169ZM193 84V83H192ZM196 84V83H195ZM205 84V83H204ZM207 84V82H206ZM211 84V83H210ZM209 84V85H210ZM250 84V83H249ZM13 85V84H12ZM49 85V84H48ZM54 85V84H53ZM65 85V84H63ZM62 85V86H63ZM81 85V83H80ZM102 85V84H101ZM107 85V84H106ZM162 85V84H161ZM188 85V84H187ZM191 85V84H189ZM212 85V84H211ZM258 85V83H257ZM262 84H259V86H261ZM85 86V85H84ZM100 86V85H99ZM108 86V85H107ZM186 86V85H185ZM196 86V85H195ZM215 86V84H214ZM263 86V85H262ZM35 87V86H33ZM58 87V86H57ZM70 87V86H69ZM96 89L98 86H95ZM103 87V86H102ZM149 87V86H146ZM144 87V90L145 88ZM159 87V86H158ZM64 88V87H63ZM74 88V87H73ZM77 88V86H76ZM93 88V86H92ZM188 88V87H187ZM198 89V87H196ZM228 88V87H227ZM72 89V88H70ZM86 89V88H85ZM103 89V88H102ZM105 89V88H104ZM148 89V88H146ZM172 89V88H171ZM178 89V88H177ZM226 90V88H223ZM222 89V90H223ZM235 89V88H234ZM233 89V90H234ZM38 90V89H37ZM47 90V89H46ZM61 90V89H60ZM154 90V89H153ZM236 90V89H235ZM84 91V90H83ZM80 93L84 94L85 93ZM88 91V90H87ZM96 91V90H95ZM143 91V90H142ZM149 91V90H148ZM181 91V90H180ZM213 91V90H212ZM56 92V91H55ZM65 92V91H64ZM78 92V91H77ZM89 92V91H88ZM145 92V91H144ZM150 92V91H149ZM154 92V91H153ZM209 92V91H208ZM217 92V91H216ZM40 93V92H39ZM43 93V92H42ZM50 93V92H49ZM60 93V92H59ZM72 93V92H71ZM74 93V92H73ZM79 93V92H78ZM101 93V92H100ZM189 93V92H188ZM207 93V92H206ZM222 93V92H221ZM264 93V92H263ZM262 93V94H263ZM45 94V93H44ZM53 94V93H52ZM68 94V93H67ZM70 94V93H69ZM96 94V93H95ZM144 94V93H143ZM203 94V93H202ZM254 94V93H253ZM261 94V93H260ZM258 94V95H260ZM34 95V94H33ZM43 95V94H42ZM51 95V94H50ZM63 95V94H62ZM66 95V94H65ZM78 95V94H77ZM76 95V96H77ZM146 95V93H145ZM222 97L223 95L220 94ZM264 95V94H263ZM37 96V95H36ZM59 96V94H58ZM80 96V94H79ZM77 96V98L79 97ZM89 96V95H88ZM185 96V94H184ZM188 96V95H187ZM203 96V95H202ZM217 96V95H216ZM10 97V96H9ZM25 97V96H24ZM39 97V96H38ZM81 97V96H80ZM144 97V96H143ZM155 97V96H154ZM182 97V95L180 96ZM179 97V98H180ZM207 97V96H206ZM215 97V96H214ZM218 97V96H217ZM49 98V97H48ZM63 98V97H62ZM61 98V99H62ZM71 98V97H70ZM73 98V96H72ZM75 98V96H74ZM86 98V97H85ZM213 98V97H211ZM224 98V97H223ZM252 98V97H251ZM263 98V97H262ZM46 99V98H45ZM51 99V96H50ZM69 99V98H67ZM80 99V98H79ZM78 99V101H79ZM214 99V98H213ZM219 99V98H217ZM260 99V97H259ZM76 100V99H75ZM185 100V99H184ZM212 100V99H211ZM261 100V99H260ZM35 101V100H34ZM46 101V100H45ZM56 101V100H55ZM60 101V100H59ZM81 101V100H80ZM182 101V100H181ZM189 101V100H188ZM191 101V100H190ZM189 101V102H190ZM204 101V100H203ZM217 101V100H216ZM215 101V102H216ZM57 102V101H56ZM74 102V101H73ZM85 102V101H83ZM95 102V101H94ZM103 102V101H102ZM198 102V101H197ZM218 102V101H217ZM222 102V100H221ZM219 102V103H221ZM248 102V101H247ZM252 104L254 103L253 101H251ZM250 102V103H251ZM35 103V102H34ZM49 103V101L47 102ZM172 103V102H171ZM184 103V102H183ZM195 103V102H194ZM193 103V105H194ZM202 103V102H201ZM262 103V102H261ZM260 103V104H261ZM264 103V102H263ZM46 104V103H44ZM52 103H50L49 105H51ZM58 104V102H57ZM75 105V102L73 103ZM78 104V103H76ZM81 104V103H80ZM91 104H93L91 102ZM144 104V103H142ZM146 104V102H145ZM151 104V102H150ZM174 104V102H173ZM178 104V102L176 103ZM182 104V103H180ZM190 104V103H189ZM197 104V103H195ZM199 104V103H198ZM234 104V103H232ZM257 104V103H256ZM47 105V104H46ZM61 105V103H60ZM62 105L64 106V103H62ZM61 105V106H62ZM79 105V104H78ZM84 105V104H83ZM96 105V104H95ZM140 105V104H139ZM183 105V104H182ZM188 105V104H187ZM186 105V106H187ZM220 105V104H219ZM223 105V104H222ZM251 105V104H250ZM254 105V104H253ZM259 105V104H258ZM264 106V104H262ZM59 106V105H58ZM76 106V105H75ZM90 106V105H89ZM145 106V105H144ZM191 106V105H190ZM197 106V105H195ZM207 106V105H206ZM48 107V106H47ZM78 107V106H77ZM76 107V108H77ZM90 107H93L90 106ZM138 107V105H137ZM174 107V106H173ZM193 107V106H191ZM190 107V109H191ZM197 107H200L199 105ZM202 107V106H201ZM200 107V108H201ZM211 108L214 106H210ZM218 107V106H217ZM223 107V106H222ZM247 107V105H246ZM250 107V106H249ZM258 107V106H256ZM261 107V106H260ZM50 108V106H49ZM66 108V107H65ZM69 108V107H68ZM154 108V107H153ZM199 108V109H200ZM204 108V106H203ZM209 108V107H208ZM210 108V109H211ZM224 108V107H223ZM264 108V107H263ZM67 109V108H66ZM91 108H88V110H90ZM140 109V108H139ZM189 109V110H190ZM197 108V110L194 108V111H198L199 110ZM253 109V108H252ZM255 109V108H254ZM202 110V108L200 109ZM207 110V108H206ZM214 110V109H213ZM226 110V109H225ZM247 110V108L245 109ZM244 110V111H245ZM263 110V109H262ZM52 111V110H51ZM74 111V110H73ZM72 110H56L54 111V113L50 116L47 115L46 120L40 122V126H42L44 128V130L47 132L49 131L50 133H57L59 134L61 131L64 130H68L72 131L73 134L77 131V127L75 128L74 123H76V113L73 112ZM82 111V110H81ZM123 111V110H122ZM120 110V112H122ZM134 111V110H133ZM131 111V112H133ZM150 111V110H149ZM194 111H192L191 113H194ZM211 111V110H210ZM210 111L208 113H210ZM216 108H215V112H216ZM232 111V110H231ZM230 111V112H231ZM249 111V110H248ZM8 112V111H7ZM48 112V110H47ZM53 112V111H52ZM94 112V110H93ZM108 112V111H107ZM118 112V111H117ZM116 112V113H117ZM130 112V111H129ZM131 112L129 113V115L131 114ZM135 112H137V110H135ZM148 112V111H147ZM205 112V111H204ZM203 112V114H204ZM253 112V111H252ZM256 112V111H255ZM96 113V112H94ZM106 112H104L105 114ZM111 113V112H110ZM113 113V112H112ZM123 113V112H122ZM120 113L121 115H124ZM156 113V112H155ZM176 113V112H175ZM198 113V112H196ZM214 113V111H213ZM218 113V112H216ZM233 113V111H232ZM249 113V112H248ZM259 113V112H258ZM257 113V114H258ZM51 114V113H50ZM82 114V113H81ZM108 114V113H107ZM106 114V117H108ZM136 114V113H135ZM144 114V113H143ZM140 114V115H143ZM148 116V113H146ZM145 114V115H146ZM150 114V112H149ZM154 114V113H153ZM228 114V112H227ZM241 114V113H240ZM245 114V113H244ZM247 114V113H246ZM254 114V113H253ZM256 114V113H255ZM78 115V114H77ZM87 115V113H86ZM170 115V114H169ZM212 115V114H211ZM215 115V114H214ZM218 115V114H217ZM224 115V114H223ZM226 115V114H225ZM233 115V114H232ZM10 116V115H9ZM37 116V115H36ZM35 116V117H36ZM45 116V115H44ZM100 116V114H99ZM98 116V118H99ZM105 116V115H104ZM128 116V115H127ZM138 116V115H137ZM136 116V117H137ZM146 116V117H147ZM157 116V115H156ZM201 116V115H198ZM197 116V117H198ZM203 116V115H202ZM213 116V115H212ZM228 116V115H227ZM251 116V115H250ZM264 116V115H263ZM80 117V116H79ZM83 117V116H82ZM81 117V118H82ZM142 117V116H141ZM145 117V118H146ZM150 117V116H149ZM192 117V114H191ZM195 117V116H194ZM209 117V116H208ZM260 117V116H259ZM22 118V117H21ZM44 118V117H43ZM85 118V117H84ZM116 118V117H115ZM114 118V119H115ZM133 118V117H132ZM131 118V119H132ZM139 118V117H137ZM144 118V117H143ZM144 118V119H145ZM151 118V117H150ZM210 118V117H209ZM208 118V119H209ZM233 118V117H232ZM245 118V117H244ZM251 118V117H250ZM261 118V117H260ZM29 119V117H28ZM107 119V118H106ZM117 119V118H116ZM127 119V118H126ZM130 119V118H129ZM159 119V118H158ZM169 119V118H168ZM219 119V118H218ZM231 119V118H230ZM229 119V122H230ZM23 120V119H22ZM37 120V119H36ZM94 120V119H93ZM135 120V119H134ZM137 120V119H136ZM220 120V119H219ZM225 120V119H224ZM240 120V119H239ZM29 121V120H28ZM31 121V120H30ZM40 121V119H39ZM100 121V120H99ZM107 121V120H106ZM124 121V120H123ZM146 121V120H145ZM214 121V120H213ZM235 121V120H234ZM19 122V120H18ZM38 122V121H36ZM85 122V121H84ZM105 122V121H104ZM115 122V121H114ZM119 122V120H118ZM197 122V121H196ZM202 122V121H201ZM204 122V121H203ZM208 122V121H207ZM206 122V123H207ZM210 122V121H209ZM208 122V124H209ZM239 122V121H238ZM256 122V121H255ZM7 123V122H6ZM11 124L13 122H10ZM21 123V122H20ZM29 123V122H28ZM32 123V121H31ZM90 123V122H88ZM98 123V122H97ZM107 123V122H105ZM104 123V124H105ZM112 123V120H111ZM123 123V122H121ZM151 123V122H150ZM233 123V122H231ZM254 123V122H253ZM5 124V123H4ZM15 124V123H14ZM23 124V123H22ZM26 124V123H24ZM35 124V122H34ZM80 124V123H79ZM103 124V123H101ZM108 124V123H107ZM201 124V123H200ZM199 124V125H200ZM203 124V123H202ZM212 124V123H210ZM216 124V122H215ZM218 124V123H217ZM224 124V123H223ZM234 124V123H233ZM240 124V123H239ZM248 124V122L246 123V125ZM255 124V123H254ZM20 125V124H18ZM39 125V123H38ZM87 126V124H85ZM95 125V124H94ZM112 125V124H111ZM120 125V124H119ZM150 125V124H149ZM214 125V124H213ZM220 125V124H218ZM228 125V124H227ZM243 124L241 123V126ZM244 125V126H246ZM11 126V125H10ZM32 126V125H30ZM35 126V125H34ZM39 126V127H40ZM76 126H78L76 124ZM105 126V125H104ZM102 126V127H104ZM116 126V125H115ZM134 126V125H133ZM204 126V125H203ZM212 126V125H211ZM216 126V125H215ZM221 126V125H220ZM219 126V128H220ZM231 126V125H230ZM248 126V125H247ZM249 126H251L249 124ZM5 127V126H4ZM3 127V128H4ZM24 127V126H23ZM28 127V126H27ZM84 127V126H83ZM110 127V126H109ZM118 127V126H116ZM122 127V126H121ZM125 127V126H124ZM144 126H142L143 128ZM199 127V126H197ZM202 127V125H201ZM208 127V126H207ZM236 127V126H235ZM36 128V127H35ZM91 127L88 125L86 127V130H89ZM95 128V127H94ZM93 128V129H94ZM100 128V127H99ZM106 128V127H104ZM103 128V129H104ZM120 129V127H118ZM123 128V127H122ZM127 128V127H126ZM124 128V129H126ZM146 128V127H145ZM152 128V127H151ZM150 128V130H151ZM156 128V127H155ZM212 128V127H210ZM215 130L217 131L216 127H214ZM213 128V129H214ZM218 128V127H217ZM224 128V127H223ZM22 129V128H21ZM38 129V128H37ZM42 129V128H41ZM83 129V128H82ZM134 130V128H131ZM153 129V128H152ZM157 129V128H156ZM159 129V128H158ZM244 129V128H243ZM246 129V128H245ZM249 129V128H248ZM25 130V129H24ZM36 130V129H35ZM92 130V129H91ZM90 130V131H91ZM111 130V129H110ZM113 130V128H112ZM145 130V129H144ZM148 129H146L144 132H146ZM149 130V131H150ZM154 130V129H153ZM208 130V129H207ZM212 130V129H211ZM222 130V128H221ZM232 130V129H231ZM240 130V129H239ZM23 131V130H22ZM27 131V130H25ZM38 131V130H37ZM80 131V130H79ZM89 131V132H90ZM102 131V130H101ZM98 131V132H101ZM214 131V130H212ZM220 131V129L218 130ZM223 131V130H222ZM221 131V132H222ZM226 131V130H225ZM233 131V130H232ZM235 131V129H234ZM243 131V130H242ZM251 133L250 135H248L247 137H243L244 139L241 141V143H237L236 145L232 146L233 149H229V151L226 149L225 155H226V159H227V163L233 167H237V168H244V167H248L250 164L264 159V121L260 122V123H256V126L253 128V130H250ZM12 132V131H11ZM83 132V131H82ZM87 132V131H86ZM139 132V131H138ZM151 132L153 133V131L151 130ZM201 132V131H200ZM208 132V131H207ZM227 132V131H226ZM229 132L230 128H229ZM228 132V133H229ZM236 132V131H235ZM241 132V131H240ZM247 132V131H245ZM18 133V132H17ZM30 133V132H29ZM33 133V132H32ZM41 133V132H40ZM95 133V132H93ZM115 133V132H114ZM119 133V132H118ZM121 133V132H120ZM125 133V132H124ZM147 133V132H146ZM151 133V134H152ZM165 133V132H164ZM198 133V132H197ZM203 132H201L202 134ZM206 133V132H205ZM220 133V132H219ZM248 133V132H247ZM246 133V134H247ZM3 134V133H2ZM1 134V135H2ZM20 134V133H19ZM66 134V133H65ZM148 134V133H147ZM190 134V133H189ZM209 134V133H208ZM239 134V132L237 133ZM21 135V134H20ZM23 135H25L23 133ZM76 135V134H74ZM83 135V134H82ZM91 135V134H90ZM110 135V134H109ZM193 135V134H192ZM204 135V134H203ZM216 135V134H215ZM243 135V134H242ZM28 136V133H27ZM26 136V137H27ZM43 136V135H42ZM41 136V137H42ZM79 136V135H78ZM93 136V135H91ZM103 135H101L102 137ZM112 136V135H110ZM120 136V135H119ZM118 136V137H119ZM178 136V135H177ZM175 136V137H177ZM218 136V135H217ZM217 136H214L217 138ZM1 137V136H0ZM31 137V136H30ZM46 137V136H45ZM73 137V136H72ZM89 137V136H88ZM104 137V136H103ZM123 137V136H122ZM121 137V138H122ZM174 137V138H175ZM208 136H206L207 138ZM224 137V136H223ZM231 137V136H230ZM28 138V137H27ZM79 138V137H78ZM93 138V137H92ZM107 138V137H106ZM109 138V137H108ZM107 138V139H108ZM111 138V137H110ZM113 138V137H112ZM143 138V137H142ZM159 138V137H158ZM192 138V137H191ZM197 138V137H196ZM204 138V137H203ZM202 138V139H203ZM209 138V137H208ZM211 138V137H210ZM219 138V137H218ZM222 138V137H221ZM242 138V137H241ZM16 139V138H15ZM86 139V138H85ZM89 139V138H88ZM94 139V138H93ZM99 139V137H98ZM104 139V138H103ZM106 139V140H107ZM119 140V138H117ZM124 139V138H123ZM164 139V138H163ZM166 139V137H165ZM199 139V137H198ZM224 139V138H223ZM234 139V138H232ZM237 139V138H236ZM7 140V139H6ZM13 140V139H12ZM34 140V139H33ZM77 140V139H76ZM100 140V139H99ZM102 140V139H101ZM159 140V139H158ZM190 140V139H189ZM193 140V139H192ZM191 140V141H192ZM221 140V139H220ZM0 141L1 138H0ZM41 141V140H40ZM46 141V140H44ZM48 141V140H47ZM89 141V140H88ZM105 141V140H104ZM123 141V140H122ZM155 141V140H154ZM175 141V139H174ZM183 141V140H182ZM186 141V140H185ZM184 141V142H185ZM188 141V140H187ZM204 141V139L202 140ZM227 141V140H226ZM33 142V141H32ZM43 142V141H42ZM73 142V141H72ZM102 142V141H101ZM113 142V141H112ZM115 142V141H114ZM200 142V141H199ZM215 142V141H214ZM12 143V142H11ZM24 143V142H23ZM103 143V142H102ZM102 143H100L102 145ZM120 143V142H117ZM123 143V142H122ZM150 143V142H149ZM152 143V142H151ZM168 143V142H167ZM170 143H172L170 141ZM195 143V142H194ZM203 143V142H202ZM213 144V142H210ZM209 143V144H210ZM218 143V142H217ZM224 143L225 140H224ZM233 143V142H232ZM236 143V142H235ZM49 144V143H48ZM52 144V143H51ZM91 144V143H90ZM125 144V143H124ZM153 144V143H152ZM166 146V143H164ZM174 144V143H173ZM177 144V143H176ZM183 144V143H182ZM216 144V143H215ZM214 144V145H215ZM41 145V144H40ZM47 145V144H46ZM116 145V144H115ZM119 145V144H118ZM121 145V144H120ZM119 145V146H120ZM151 145V144H149ZM169 145V144H168ZM179 146L181 144H178ZM184 145V144H183ZM182 145V146H183ZM191 145V144H190ZM196 145V144H195ZM207 145V144H206ZM225 144H223L224 146ZM4 146V145H3ZM37 146V145H36ZM171 146V144H170ZM174 146V145H173ZM197 146V145H196ZM204 146V145H203ZM229 146V145H228ZM7 147V146H6ZM19 147V146H18ZM26 147V146H25ZM42 147V145H41ZM111 147V146H110ZM152 147V146H151ZM150 147V148H151ZM189 147V146H188ZM206 147V146H205ZM208 147V146H207ZM211 147V146H210ZM217 147V145H216ZM220 147H222V145L220 144ZM235 147V149H234ZM5 148V147H4ZM3 148V149H4ZM11 149V147H9ZM114 148V147H113ZM176 148V146H175ZM204 148V147H203ZM219 148V147H218ZM217 148V149H218ZM223 148V147H222ZM8 149V148H7ZM13 149V148H12ZM31 149L33 151V147L31 146ZM48 149V148H47ZM123 149V148H122ZM206 149V148H205ZM35 150V149H34ZM50 150V149H49ZM111 150V149H110ZM115 150V149H114ZM126 150V149H125ZM140 150V149H139ZM148 150V149H147ZM177 149H175L176 151ZM183 150V149H182ZM190 149H188L189 151ZM198 150V149H197ZM202 150V149H201ZM207 150V149H206ZM220 150V149H219ZM14 151V150H13ZM24 151V150H23ZM30 151V150H29ZM36 151V150H35ZM141 151V150H140ZM166 151V150H165ZM179 151V150H178ZM177 151V152H178ZM187 151V150H186ZM185 151V152H186ZM200 151V150H199ZM211 151V150H210ZM225 151V150H224ZM31 152V151H30ZM123 152V151H120ZM183 152V151H182ZM184 152V153H185ZM191 152V151H189ZM220 152V151H219ZM9 153V152H8ZM20 153V152H19ZM32 153V152H31ZM150 153V152H149ZM154 153V151H153ZM157 154L159 152H156ZM205 153V152H204ZM210 154V152H208ZM223 153V152H221ZM12 154V153H11ZM10 154V156H11ZM23 154V153H21ZM156 154V155H157ZM177 154V153H176ZM203 154V153H202ZM214 154V153H212ZM8 155V154H7ZM7 155L5 153H3V151L1 152L0 149V164L3 166V169L0 168V264H264V166L261 170H259L256 174H255V179H256V183H254L253 187L250 190V198H251V207L249 209H247L246 211H244L243 213H241L240 215L236 216L235 219V225H226V224H221L217 221V217L213 218L212 224H211V229L207 230V232L205 234L202 235V237L197 238L199 240H195V236L196 234L193 231L184 229L186 231H180V229L178 228H171V227H163V226H159L158 223L156 222H151V221H147L148 223H144V220L142 224L145 228L142 227V230L139 232L136 231L135 226H132L134 228H127L126 224L124 226V222L122 225V221L124 218H122L123 215H126V213H129V207L133 204V201L137 202V198L133 199L132 196H129L127 193H124L123 188H122V192L120 191L121 189V185L119 183L121 182H117L116 177L118 176H114L111 175L107 172H94L93 170H90L89 167L79 164V163H75L73 165V167L64 165L63 162H55L52 163L51 161H53V159L50 161V164L47 162V165H40L37 168H35V171H32L30 173H23V172H18V173H13L11 171V168L9 169L7 166H9V158L7 157ZM34 155V154H33ZM155 155V156H156ZM167 155V154H165ZM164 155V156H165ZM175 155V154H174ZM178 155H180L178 153ZM200 155V154H199ZM215 155V154H214ZM163 156V155H162ZM169 156V155H168ZM183 156V154H182ZM216 156V155H215ZM167 157V156H166ZM171 157V155H170ZM169 157V159H170ZM26 158V157H25ZM155 158V157H154ZM172 158V157H171ZM176 158V157H175ZM225 158V157H224ZM38 159V158H37ZM51 159V158H50ZM58 159V158H57ZM56 159V160H57ZM140 159V158H139ZM138 159V160H139ZM142 159V158H141ZM144 159V158H143ZM166 159V158H165ZM225 159V161H226ZM34 160V159H33ZM160 160V159H159ZM162 160V161H161ZM159 162H157V165H154L155 168H157V170L161 173L157 174V175H152L153 177H155V181H152L157 185H155L158 188V192L156 191V193H159L160 191H164V193H168V200L173 198V200L171 201V203L174 201L176 202V206H177V202L180 203V198L184 197L186 194H184L183 192H181L178 188L181 187V185L177 186V183L180 184V181L182 179H180V177H171L167 178L170 174V170H171V166H172V162L170 160L167 161L161 159ZM13 161V160H12ZM150 161V160H149ZM181 161V160H180ZM223 162V160H221ZM37 162V161H36ZM41 162V161H40ZM135 162V161H134ZM133 162V163H134ZM148 161H146L147 163ZM165 162V163H163ZM170 162V163H169ZM176 162V161H175ZM38 163V162H37ZM138 163V162H137ZM179 163V162H178ZM12 164V163H11ZM176 164V163H175ZM185 164V163H184ZM0 165V166H1ZM178 165V164H177ZM181 165V164H180ZM1 166V167H2ZM11 166V165H10ZM153 166V165H152ZM150 166V167H152ZM5 167V168H4ZM14 167V166H13ZM17 167V166H15ZM11 171H9L8 169ZM153 168V167H152ZM176 168V167H175ZM174 168V169H175ZM182 168V167H180ZM170 169V170H169ZM185 169V168H184ZM207 169V168H206ZM30 170V169H29ZM149 170V169H148ZM155 170V169H154ZM176 170V169H175ZM178 170V169H177ZM182 170V169H181ZM14 171V170H13ZM31 171V170H30ZM140 171V170H139ZM138 171V172H139ZM156 171V170H155ZM156 171V172H158ZM169 171V173L167 174V172ZM185 171V170H184ZM208 171V170H207ZM127 172V170H126ZM143 172V171H141ZM140 172V173H141ZM173 172V171H172ZM175 172V171H174ZM201 172V171H199ZM203 172V171H202ZM139 173V174H140ZM153 173V172H152ZM215 173V172H213ZM168 176H167V175ZM174 174V173H173ZM208 174H210L208 172ZM137 175V174H136ZM197 175V174H196ZM122 176V175H120ZM135 176V175H134ZM150 176V175H149ZM167 176V177H166ZM178 176V175H177ZM185 178H187V175L185 174ZM215 176V175H214ZM142 177V176H141ZM122 178V177H121ZM125 178V177H124ZM144 178V177H143ZM147 178V176H146ZM182 178V177H181ZM197 178V177H196ZM216 178V177H215ZM214 178V179H215ZM138 179V178H137ZM135 178V180H137ZM140 179V178H139ZM149 179V178H148ZM151 179V178H150ZM191 179L193 180L194 178L191 177ZM204 179V178H202ZM208 179V178H206ZM213 179V180H214ZM217 179V178H216ZM215 179V180H216ZM124 180V179H123ZM188 180V179H187ZM196 180V179H195ZM199 180V179H198ZM205 180V179H204ZM203 180V181H204ZM210 180V179H208ZM207 180V181H208ZM150 181V180H149ZM123 182V181H122ZM126 182V181H124ZM138 182V181H137ZM183 182H184V178H183ZM200 182V181H199ZM139 183V182H138ZM147 183V182H146ZM171 183H173L171 185ZM190 183V182H189ZM128 184V183H127ZM127 184L125 183V186H127ZM134 184V183H132ZM176 184V185H175ZM192 184V183H191ZM239 184V183H238ZM148 185V184H147ZM153 185V186H154ZM175 185V186H174ZM197 185V184H196ZM149 186V185H148ZM177 186V187H176ZM184 186V185H183ZM142 186H139V188ZM155 187V188H156ZM190 187V184H189ZM130 188V187H129ZM127 187V189H129ZM150 189V187H148ZM184 188V187H183ZM148 189V190H149ZM153 191L156 190L154 189V187L152 188ZM148 190L147 191V196H148ZM186 190V189H185ZM189 190V188H188ZM127 191V190H126ZM142 191V189H141ZM150 192L153 193V191L149 190ZM137 193V192H136ZM135 193V194H136ZM146 193V192H145ZM166 193V194H167ZM133 195V194H132ZM137 195V194H136ZM141 195H143L141 193ZM140 195V197H141ZM189 195V194H187ZM186 195V196H187ZM135 196V195H134ZM158 196V195H156ZM163 196V194H162ZM167 195L163 196L166 197ZM185 196V197H186ZM131 197V198H130ZM138 197V196H137ZM144 197V196H142ZM151 197V196H150ZM155 197V195L153 196ZM162 199H166L163 198ZM171 197V198H170ZM184 197V198H185ZM148 198V197H147ZM187 198V197H186ZM189 198V197H188ZM131 199H133L132 204H130ZM156 199V198H155ZM215 199V198H214ZM213 199V200H214ZM152 200V199H150ZM179 200V201H178ZM162 201V200H161ZM158 200V203L161 202ZM165 202V200H163ZM162 201V202H163ZM144 202V201H143ZM163 202V203H164ZM200 202V201H199ZM157 203V202H156ZM168 204L164 203L165 205H162V208H166L169 209L170 207H175V204ZM194 203V202H193ZM202 204V203H201ZM204 204V202H203ZM202 204V205H203ZM130 205V206H129ZM133 205H136L133 204ZM141 205V204H140ZM195 205V204H194ZM197 205V204H196ZM206 206V205H204ZM208 206V205H207ZM212 206V205H211ZM137 207V206H136ZM179 207V205H178ZM199 207H203V206H199ZM132 208V207H131ZM177 208V207H176ZM208 208V207H207ZM135 209V208H134ZM174 209V208H173ZM172 209V210H173ZM180 209V208H179ZM143 210V209H140ZM156 210V209H154ZM171 210V209H169ZM199 210V209H198ZM118 211V212H117ZM132 212V211H131ZM178 212V211H177ZM203 212V211H201ZM207 212V211H205ZM138 219V218H137ZM145 219V218H144ZM164 220V219H163ZM133 221V220H132ZM127 222V220H126ZM233 222V224H234ZM131 223V222H130ZM138 223V222H137ZM223 223V222H222ZM141 224V223H140ZM134 225V224H133ZM163 225V224H162ZM125 227L126 231L125 233L128 234V238H126V240L124 241V245L122 247V249H120L119 251H116L114 254H110V255H100V256H96V255H85V253L83 255H77V254H70V252H61L63 249H70L72 247L75 246L76 244H81L84 246L85 251L89 249L94 251L96 250L97 246H100L99 244H101V246L103 247L104 245H106V243L103 245L102 242L105 241V239L108 237L110 238L111 236H115L114 238L116 239H121L123 234H122V230L123 227ZM138 226V225H137ZM139 227V226H138ZM124 230V229H123ZM27 231V232H26ZM119 231V232H118ZM121 231V232H120ZM25 232V233H23ZM120 233L121 237H119ZM126 235V234H124ZM112 238V237H111ZM107 239L105 242H107ZM110 241V240H108ZM116 241V240H115ZM74 243V244H73ZM62 245H65L64 247H62ZM69 245V246H68ZM70 245H72V247H70ZM74 245V246H73ZM114 245V244H113ZM112 246V245H111ZM77 247V246H76ZM74 247V248H76ZM81 247V246H80ZM101 247V248H102ZM82 248V247H81ZM99 251L100 247H97ZM112 247H110L109 250H111ZM104 249V247H103ZM70 250H73L70 249ZM107 250V247L106 249ZM95 251V252H96ZM210 257V259L208 261V258Z\"/></svg>",
	"mask_w": 264,
	"mask_h": 264
}]
</instances>
